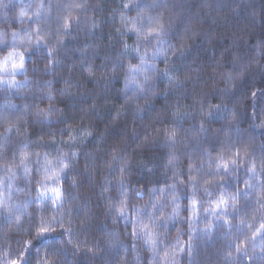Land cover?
<instances>
[{"label":"trees","instance_id":"obj_1","mask_svg":"<svg viewBox=\"0 0 264 264\" xmlns=\"http://www.w3.org/2000/svg\"><path fill=\"white\" fill-rule=\"evenodd\" d=\"M233 7L0 0V62H24L0 84V264H264V126L240 84L224 96L209 80L247 39ZM168 44L180 83L157 81L133 118L118 97L129 66L163 69ZM113 139L128 169L100 175Z\"/></svg>","mask_w":264,"mask_h":264},{"label":"clouds","instance_id":"obj_2","mask_svg":"<svg viewBox=\"0 0 264 264\" xmlns=\"http://www.w3.org/2000/svg\"><path fill=\"white\" fill-rule=\"evenodd\" d=\"M234 7L232 9L235 16H246L245 36L247 39L241 40L242 52H232L225 60L223 65H220L217 70L209 77L212 84H217L218 80L223 81L225 87L221 89L224 96L231 92L232 88L237 84L241 85V97L238 103L251 108L255 114L250 117L253 122L260 119L261 125L264 126V87L257 88V83L264 85V0H233ZM167 31L155 37L157 43H164L166 40ZM178 51L174 45L168 44L165 53L158 55L164 56V68H157L155 63L148 67V71L144 72L145 60L138 66V71H130L125 76L124 88L119 90L118 97L123 100L122 109L124 111L131 110L133 118L144 111V105L155 96L156 82L167 81L169 85L178 86L179 81L174 75L172 61L168 58V53L175 54ZM11 55V54H10ZM145 55L148 59H154L152 56ZM17 58H23L17 54ZM232 64V68L226 71V65ZM130 68V66H129ZM21 72V71H15ZM135 73V74H133ZM6 78L0 80V84L8 87H14L13 69L8 67L5 71ZM247 90H243L244 86ZM226 105H221L217 110L226 109ZM51 111L59 116H63L65 111L70 112L71 108L65 104V108L57 107L55 102L50 103ZM115 110V109H110ZM123 115V112L120 113ZM126 125V122L122 120ZM105 131H110L108 125L104 129L98 130L99 135L103 136ZM125 135H130L127 133ZM171 138V137H170ZM126 151V147L120 144L119 140L113 139L106 148H101L103 154L100 160L97 161V168L100 175L107 171L110 175H114L117 167L121 171L126 172L130 159H125L121 153ZM73 158L75 153L72 154ZM71 163V162H70ZM69 165H64L68 167ZM107 179V177H104Z\"/></svg>","mask_w":264,"mask_h":264},{"label":"snow or ice","instance_id":"obj_3","mask_svg":"<svg viewBox=\"0 0 264 264\" xmlns=\"http://www.w3.org/2000/svg\"><path fill=\"white\" fill-rule=\"evenodd\" d=\"M133 30H134V29H133ZM10 59H11V56L5 58L4 61L0 62V72H5V71L8 69V62H9ZM141 62L143 63V57H141ZM11 67H12L13 71H17V70H18V71H23V70H24V62H23V58L20 59V62H19V63H17V62H13V63L11 64ZM129 70L135 72V71H138L139 68H138V67H136V68H132V67L130 66ZM51 191L54 192V193L56 194L57 199L60 198L61 193H60L59 189H55V188H53V189H51ZM46 230H47L46 228H43V227L41 228V231H42V232H43V231H46Z\"/></svg>","mask_w":264,"mask_h":264}]
</instances>
